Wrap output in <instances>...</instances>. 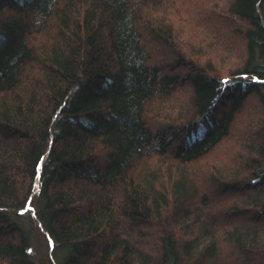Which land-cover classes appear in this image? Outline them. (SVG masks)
<instances>
[{
  "label": "trees",
  "instance_id": "16d2710c",
  "mask_svg": "<svg viewBox=\"0 0 264 264\" xmlns=\"http://www.w3.org/2000/svg\"><path fill=\"white\" fill-rule=\"evenodd\" d=\"M190 2L0 0V264H264V0Z\"/></svg>",
  "mask_w": 264,
  "mask_h": 264
},
{
  "label": "rangeland",
  "instance_id": "374dc122",
  "mask_svg": "<svg viewBox=\"0 0 264 264\" xmlns=\"http://www.w3.org/2000/svg\"><path fill=\"white\" fill-rule=\"evenodd\" d=\"M190 1L191 0H180L181 3H179V5L183 4V6H184L183 8H185V10L193 11V10H195V8L194 7L191 8L192 6L190 7V3H191ZM224 1L225 0H221V1L220 0H211L210 6L211 5H212L211 7H213L214 5H216V6H218V5L224 6V4L222 3ZM195 13L197 14L196 11H195ZM218 22H220V21H218ZM197 23H199V22H197ZM209 23H211V26H210L211 28H214V26H218V23H216V21H209L208 24ZM182 25H185V24H183L181 22L177 23V26H181L182 27ZM221 25L222 24H220V26ZM155 48H156L155 51H153V50L151 51L153 56H154V59H155V64H157L158 66L162 67L164 69V71L167 72V73L173 74V73L178 72V67H179V63L180 62H177L173 58V55H171L172 53H175V50L172 51L171 47L167 48V47H165L163 45L157 46ZM187 51L188 50L184 49V50H182V53L183 54L186 53V55H187L188 54ZM217 65H218V63H217ZM184 85H185V83H184ZM180 93L177 94V95H181ZM184 100H186V99L182 97V101H184ZM250 102L254 103V100H251ZM170 106H173V109H171L172 112H171V110L165 112L166 115H164V118H163L164 120H160V122L168 121V122H166V124L169 123L171 125H176V124H178V122H176V119H179L177 117H180V116L183 115L182 112H181L182 109H178L175 105H172V104H170ZM172 122H175V123H172ZM153 123H157V124H155L156 127H158V128L161 127V125L158 123V120H154ZM163 125L164 124H162V126ZM226 145H227V143H226V141H224L217 149H215V151L213 152V155L211 154L210 156H206L205 157V161H204V158H203L204 162L202 161L200 163L209 164V163L214 162V161L216 163V161H217L216 159L220 157V155L223 152V148ZM198 166L199 165L194 164L193 167H192L193 171L195 169H197ZM211 198H212V200L214 202H216V201L224 202V199H226L227 196L226 195H218V194H213L212 193ZM36 202H37V194L35 192V194L33 196V200H32V205H33L34 209L37 207ZM217 208H220V206H217ZM28 212H31V211H28ZM33 216H35V215H33ZM26 225H27L26 227L29 228V230H30L31 249H32L31 252H32L33 256L35 257V259L40 264H59V260L62 258V254L55 253V247H54L53 243L51 242V240H50L48 234L46 233V231L40 226V224L37 221H36V223L32 222L31 224H27L26 223ZM227 251L229 252L231 250H229V248H228Z\"/></svg>",
  "mask_w": 264,
  "mask_h": 264
}]
</instances>
